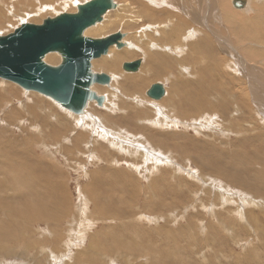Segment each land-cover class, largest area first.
<instances>
[{"label": "rangeland", "instance_id": "374dc122", "mask_svg": "<svg viewBox=\"0 0 264 264\" xmlns=\"http://www.w3.org/2000/svg\"><path fill=\"white\" fill-rule=\"evenodd\" d=\"M67 1L1 0V14L5 13V18L12 16L14 23L11 19V23L2 20L0 36L13 32L23 21L41 24L44 19L60 13H75V1L69 4ZM48 2L50 9L46 10L43 6L44 10L37 9L40 4ZM114 2L119 7L106 13L102 27L84 33L87 37L98 39L120 32L126 34L125 43L131 46L113 49L114 53L128 51L131 58L119 61L118 72L111 74L114 76L110 87H94L99 90L94 92L103 94L106 102L112 101L108 94H115L111 104L114 111L104 107L106 102L103 107L90 102L86 113L78 116L82 117L78 127L74 124L75 120L67 119L61 111L64 109L48 97L26 92L18 85L0 79V173L8 174L10 179L13 175L16 178L18 171L23 172L26 177L23 190L28 194L33 193L35 188L28 181L32 177L42 183L36 184L40 190L43 184L51 182L55 191V183H61L62 197L55 194L51 206L55 209L63 207L60 211L65 214L60 221L64 239L59 241L57 249L51 247L56 234L55 226L33 220L32 225L26 227L24 219L18 220L15 228L19 231L13 232L16 243L8 245V251L0 250V264H170V258L160 248L165 244L166 249L179 251V254L174 252L178 254L174 264H264V103L256 102L251 93L252 90L263 102L264 0H248L249 13L239 12L232 6L231 0H211L212 11L203 6V0ZM225 10L228 11L224 13ZM29 12L28 17L23 16ZM220 15L231 20L236 17L239 20H234L239 23L245 19L259 20L254 27L236 31ZM208 16L211 17L209 22ZM178 20L181 21L180 26L177 25ZM148 25L154 26L153 30H157L159 25L166 27L159 35L151 32ZM204 26L217 35L218 40L222 37L232 44V50L217 43ZM193 29L198 34L196 41L190 45L198 49L200 57L193 59L188 51L184 52L179 65L176 60L162 61L163 55L170 58L167 53H148L146 50L144 35L149 42L181 49L184 42L181 40ZM249 46H254V49ZM248 51L253 54L258 52V56L250 60L251 57H246ZM107 56H110L109 53L92 61L93 73H110L100 69L106 64ZM138 59L142 60V64L150 62V73L158 77L146 82L142 90L146 92L151 85L160 83L166 87L171 103H176L178 117H168V121L164 119L169 126H163L164 122L161 126L152 124L156 121L152 119L155 118L152 111L156 108L147 104L142 105L146 109L143 113L146 117L140 119L136 112L142 111V106L135 107L133 100L126 96L129 93L124 95L125 90L131 92L133 88L125 84L121 73L133 78L138 74L125 73L121 66L124 62ZM240 60L245 61L244 67L239 64ZM60 61L57 54L45 60L51 66L59 65ZM248 64L252 65L253 71L252 68L247 71ZM182 68H187L189 76ZM244 72L251 74L252 78ZM181 80L185 82L183 85ZM7 85H10L9 88ZM138 95L144 99L141 89ZM185 95H189L191 102ZM116 96L121 100L118 101ZM179 96L182 97L181 102L175 100ZM171 103L170 106H173ZM158 106L165 110L166 104L161 102ZM96 130L100 137L95 135ZM111 133H120L121 136L117 138L114 135L112 138ZM118 140L124 142L119 150L113 145ZM137 147L140 148L128 154L129 149ZM210 147L221 152L223 157L203 151ZM25 152L30 159L37 161L36 167H30L28 160L20 156ZM166 160L173 163L164 162ZM10 171L14 174L10 175ZM222 197H229L225 198L228 203ZM5 198L9 200L10 197ZM19 199L24 204L25 200H31L27 195H20ZM243 200L248 202L247 205L242 203ZM84 208L86 211L83 213ZM102 208H107L112 218L101 216ZM122 211H127L128 215L124 216ZM39 213L40 219L43 218L44 214ZM90 234L97 236V240L103 239L101 244L105 245L110 243L111 237L119 247L115 250L110 248L114 250L113 254H104L101 262L95 263L84 255L90 246ZM127 234L133 236L134 242L123 241V236ZM173 237H176L175 240ZM135 240H139L137 244ZM211 246L217 247L211 249ZM155 251L157 254H154ZM77 253H80L78 261Z\"/></svg>", "mask_w": 264, "mask_h": 264}, {"label": "water", "instance_id": "95a60500", "mask_svg": "<svg viewBox=\"0 0 264 264\" xmlns=\"http://www.w3.org/2000/svg\"><path fill=\"white\" fill-rule=\"evenodd\" d=\"M247 0H234L241 8ZM113 0H90L79 4L76 13H60L46 18L41 24L24 23L13 32L0 36V79L18 85L26 92H36L50 98L73 115H83L88 103L103 107L104 95H97L92 87H110L112 77L93 73L91 61L108 54L115 46H126L120 32L103 38L84 35L87 29L100 23L103 16L114 9ZM60 56V64L51 66L44 59L48 54ZM141 59L124 62V72H137ZM160 83L153 84L147 95L155 101L164 95Z\"/></svg>", "mask_w": 264, "mask_h": 264}, {"label": "bare ground", "instance_id": "6f19581e", "mask_svg": "<svg viewBox=\"0 0 264 264\" xmlns=\"http://www.w3.org/2000/svg\"><path fill=\"white\" fill-rule=\"evenodd\" d=\"M1 1V0H0ZM3 2L4 1H6V0H2ZM50 1H52V0H50ZM72 1H75V3L73 4L76 8H77V6L79 5V4H82V3H85V2H88V1H90V0H84L83 2H78V1H76V0H68L67 2H68V4H69V2H71L72 3ZM114 1V0H113ZM232 2V6L234 7V5H233V1L234 0H231ZM47 2V1H46ZM221 2H223V1H221ZM53 3H54V1H53ZM66 3V2H65ZM115 3V2H114ZM4 4H6V3H4ZM47 4H49V2L48 3H44V4H40V6L39 7H37V9L38 8H42V6H43V8L44 9H50V7L47 5ZM60 4V3H59ZM2 5V4H1ZM204 5H206L207 6V10L208 9H210V11H212L211 10V0H203V6ZM65 6H67L66 4H65ZM157 6V5H156ZM70 7V6H69ZM119 6L116 4V7L114 8V9H112V10H115V9H117ZM248 7H249V2H248V0H247V2L243 5V7H241V8H236V7H234L235 9H238V10H240L239 12H246V13H249V9H248ZM42 8V9H43ZM43 9V10H44ZM40 10V9H39ZM112 10H110V11H112ZM1 11H3V10H1L0 9V22L3 20H9L8 22L9 23H11L10 22V19L11 20H13V23H14V19L12 18V16L9 18H5V16H6V14L5 13H3V14H1ZM38 11V10H37ZM226 11H228V10H225L224 11V13L226 12ZM28 12V11H27ZM31 12V11H30ZM30 12L29 13H27V14H23V16L24 17H28V15L30 14ZM76 13V12H75ZM228 13V12H227ZM260 13V12H259ZM13 14V13H12ZM17 14V13H16ZM11 15V14H10ZM14 15V14H13ZM22 16V17H23ZM234 16V15H233ZM104 17H106V14L103 16V19H102V21L100 22V23H98V24H96L95 26H92V27H90L89 29H87L86 30V32H85V34H87V33H91V30H93L94 31V29H95V31L96 30H98L100 27H102V25L104 24L103 23V20H104ZM220 17L221 18H223V20L224 19H226V21H227V23L229 22V23H231L232 24V26L234 27V29L236 30V31H239V30H242V28H246V27H248V26H251V27H254V24H256L255 22H256V20H259L258 18H253V20L252 19H249V20H247V19H245V21L244 22H241V23H239L238 21H235L234 19L236 18L235 16V18L233 19L232 18V20L229 18V17H227V16H225V18L222 16V15H220ZM211 19V17L210 16H208V18H207V21L209 22V21H211L210 20ZM23 20V18H21V21ZM236 20H239V19H237L236 18ZM246 20H247V23L245 24V22H246ZM7 22V23H8ZM22 23H24V21L22 22ZM21 23V24H22ZM181 23V21H179L178 20V22H177V25H179ZM205 24L208 26V23H206L205 22ZM210 24V23H209ZM261 24V23H260ZM157 25V24H156ZM155 25V26H156ZM182 25V24H181ZM259 25V24H258ZM11 26H12V24H11ZM180 26V25H179ZM257 26V25H256ZM148 27H149V29H151V32L153 31V32H155V33H158L159 35H160V33L162 32L161 30L162 29H164L163 27H162V25H159L157 28V30H153L155 27L154 26H150V25H148ZM153 27V28H152ZM205 27V26H204ZM209 27V26H208ZM212 27V26H211ZM258 28V27H257ZM205 29L207 30L208 29V31H209V33L211 34V36L214 38V40L217 42V43H219V44H224L225 46H226V48L228 49H230V50H232V44L230 45V43L229 42H226L222 37H220L221 39L220 40H218L216 37H217V35H215V34H213V32H211V30L209 29V28H207V27H205ZM259 29V28H258ZM236 31H234L235 33H237ZM243 31V30H242ZM140 32V31H139ZM174 32V31H173ZM142 33H144V32H141V34ZM150 34V33H149ZM152 34V33H151ZM197 32L193 29V30H189L188 31V35H187V37L186 38H183V40H181V41H184L183 43H182V45H181V49L178 47V46H171V47H163L162 45H160V44H158V43H152V42H149L150 40H148V37L146 36V35H144V38H145V45H146V47H147V49L146 50H148V53L150 52V51H157V52H164V53H167V54H169V55H171L170 56V58H169V56H167V55H163L162 57H161V60L162 61H168L169 59H171V60H176V61H178L179 63V65H180V58L183 56V54H185V53H187V51L189 52V54H190V57L191 58H193L194 59V57H200V55H198V49L196 48V47H193V46H191L190 45V43L191 42H193V41H196V37H197ZM259 35V34H258ZM123 36H125L126 37V34H123ZM140 36V35H139ZM143 36V35H142ZM152 36V35H151ZM238 36L239 37H241V35H240V33L238 34ZM125 37L122 39V42H124L125 43V41H126V39H125ZM138 37V36H137ZM155 37V36H154ZM157 37V36H156ZM143 38V39H144ZM239 39V38H238ZM245 39V38H244ZM130 41V40H129ZM139 43H144V42H139ZM127 46H125V47H131L128 43H125ZM133 45V44H132ZM237 45V44H236ZM241 45V44H240ZM151 46H153V48H151ZM180 46V45H179ZM185 46H189V48H186L185 49ZM221 46V45H220ZM252 46V45H251ZM241 47V46H240ZM250 47V46H249ZM254 47V46H253ZM253 47H250L252 50L254 49ZM114 48H116L115 46H112L110 49H109V51H108V53H109V55L110 56H107V58H105V63L106 64H104V65H102L101 67H100V69H102L103 71H107L110 75L111 74H116V72H118V65H119V61L120 60H122V59H127V58H131V56H130V53L127 51V52H115L114 53V51H113V49ZM132 48H133V46H132ZM238 48V47H237ZM236 48V49H237ZM241 48H243V47H241ZM249 48V49H250ZM122 49V48H121ZM124 49H126V48H124ZM130 50V49H129ZM137 50V49H136ZM174 51V52H173ZM236 51V50H235ZM185 52V53H184ZM230 52V51H229ZM229 52H227V53H229ZM249 52V51H248ZM142 53V52H141ZM258 52H256L255 54H253V52H249V55L248 56H246V57H248V58H252V59H250V60H254L258 55H256ZM119 54V55H118ZM192 54H194L195 56H192ZM55 54L53 53V54H48L46 57H45V59H44V61L45 60H47V59H49L50 57H52V56H54ZM118 55V56H117ZM105 56V55H104ZM147 56V55H146ZM234 56V55H233ZM57 57V56H56ZM228 57V56H227ZM261 57V56H260ZM108 59V60H107ZM198 59V58H197ZM200 59V58H199ZM198 59V60H199ZM232 59V58H231ZM239 59V58H238ZM242 59V58H241ZM95 60V59H94ZM184 60V59H183ZM202 60H204V58H202ZM244 60V59H243ZM243 60H240L239 61V64L240 65H242L243 67H244V64H245V61H243ZM93 61V60H92ZM92 61H91V63H92ZM257 61V60H256ZM202 62V61H201ZM204 62V61H203ZM247 62V61H246ZM90 63V64H91ZM148 63H150V62H144L143 64L141 63V65H140V68H139V70L137 71V72H125V73H130V74H134V73H136V74H138V77H136V78H133L132 76H127L126 74H122L121 73V76H122V79L123 80H125V84L128 86L129 85V87H132L133 89L132 90H130L131 92H128V90H125V92H124V95H126V93L128 94V95H126V96H128V98L130 97V99L131 100H133L132 101V103L134 102V106L135 107H139L138 105H150V106H152V107H155L156 109L155 110H153L152 111V113L153 112H155V118H152V119H154V120H156L155 122H151L152 124L154 123L155 125H162V122H164V125L163 126H169V125H167L166 123V121H168V117H173V118H175L174 116H176V117H178L177 116V114H176V112H175V107H176V103H174V101H172V103H171V100L169 99V97H168V92H166V90L167 89H165L166 87H164V85H163V87H164V95L160 98V100H158V101H155L154 99H152L151 97H149L148 95H147V91L150 89V87L152 86H150L149 87V89H147V91L145 92L144 90H142V88H144V86H146V82H149L150 80H156V79H158V77H155L154 76V74H151L150 73V66L148 65ZM226 63V62H225ZM247 63H249V62H247ZM251 63V62H250ZM235 64V63H234ZM233 64V65H234ZM236 65V64H235ZM234 65V66H235ZM249 65V68H247V71H249L250 72V68H252L251 70L253 71L254 70V68L252 67V65L251 64H248ZM246 66V65H245ZM122 67V66H121ZM178 68H179V66H178ZM236 69L237 68H235V72H236ZM257 69V68H256ZM91 70H92V67H91ZM181 70H183L184 72H186V75H188V72H187V68H182ZM189 70V69H188ZM246 71V70H245ZM93 72V71H92ZM184 72H183V74H184ZM248 77H250V78H252V75L251 74H247L246 72H244ZM109 74H107V75H109ZM129 74V75H130ZM261 74V73H260ZM109 75V77H112V76H114V75H111L110 76ZM120 75V74H119ZM205 75V74H204ZM217 75V74H216ZM189 76V75H188ZM218 76V75H217ZM220 76V75H219ZM255 76V75H254ZM263 76V75H262ZM116 77V76H115ZM117 77H118V75H117ZM223 77V76H222ZM244 78V77H243ZM112 79H113V77H112ZM223 79H224V77H223ZM262 79H264V78H262ZM1 80H3V79H1ZM225 80V79H224ZM244 80V79H243ZM246 80V79H245ZM180 81V80H179ZM181 82H182V85L185 83L183 80H181ZM214 83V82H213ZM225 83V82H224ZM261 83V82H260ZM124 84V83H123ZM195 84V83H194ZM212 84V83H211ZM262 84H264V82L262 83ZM13 85V84H12ZM120 85V84H119ZM162 85V84H161ZM195 85H197V84H195ZM201 85V84H200ZM210 85V84H209ZM228 85V84H227ZM8 86H10V85H7V87ZM95 86H100V85H94L93 87H92V90L93 91H96L97 93L99 92V90L98 89H96V88H94ZM123 86H125V85H123ZM4 87H6V85L4 86ZM13 87V86H12ZM261 87H264L263 85H261ZM9 88V87H8ZM105 88V87H104ZM207 88V87H206ZM222 88V87H221ZM121 89V88H120ZM140 89H141V91L143 92V95H144V92H145V95H144V99L143 98H141L138 94L140 93ZM7 90V89H6ZM6 90H5V93H8V92H6ZM11 91V90H10ZM227 91V90H226ZM122 92V91H121ZM10 93H12V92H10ZM203 93V92H202ZM251 93L254 95L253 96V98H255V100H256V102H259V103H264V100H263V102H261L260 100H259V98H258V96H257V94H254L253 92H252V90H251ZM259 93V92H258ZM24 94V93H23ZM9 95V94H8ZM99 95H100V93H99ZM103 95V94H102ZM138 95V96H137ZM174 95V94H173ZM6 96V95H5ZM115 96V94L114 93H111V94H108V97L110 98L111 97V99H112V101H108L107 100V102H106V105L104 106V107H106L109 111H114V107L111 105L112 104V102H113V97ZM189 95H185L184 97L189 101V102H191L190 100H189V97H188ZM117 97V96H116ZM115 97V98H116ZM139 97V98H138ZM164 97V98H163ZM117 98H119L118 99V101L119 100H121L120 99V97H117ZM179 98V99H178ZM231 98V97H230ZM48 99H50V98H48ZM262 99H264V96H263V98ZM150 100H152V101H150ZM175 100H177V102H181V100H182V97L181 96H179V97H177ZM49 101V100H48ZM117 101V102H118ZM28 102H30V100L28 101ZM51 102V101H50ZM116 102V103H117ZM157 102V103H156ZM161 102H163V103H165L166 104V106L164 107L165 108V110L164 109H161L160 108V106H158V105H160V103ZM31 103V102H30ZM94 103V102H93ZM122 103V102H121ZM159 103V104H158ZM170 103L171 104H173V106L171 105L170 106ZM53 104V103H52ZM89 104V103H88ZM123 104V103H122ZM129 104V103H128ZM27 105H29V104H27ZM110 105V106H109ZM116 105V104H115ZM90 105H88L87 107H89ZM122 106V105H121ZM190 106V105H189ZM188 106V107H189ZM57 107H59V106H57ZM57 107H55V108H57ZM116 107V106H115ZM262 107L264 108V105H262ZM124 108V107H123ZM130 108V107H129ZM141 108V107H140ZM142 111H137L136 113L139 115V117H140V119H142V118H144V116L146 117V115H144L143 113H145L146 111V109H145V107L144 106H142ZM191 108H192V106H191ZM87 109V108H86ZM118 109V107L116 108V110ZM125 109V108H124ZM195 109H197V108H195ZM29 110H30V108H29ZM33 110H34V108H33ZM58 110H59V108H58ZM127 110V109H126ZM135 110H136V108H135ZM139 110V109H138ZM152 110V109H151ZM263 110V109H262ZM48 111L50 112V110L48 109ZM62 112H64L65 114L64 115H66V118L67 119H74L75 120V125L76 126H78L79 127V125H80V123L82 122L81 120H82V117H78L77 115H73L72 113H70V112H68V111H66V110H61ZM60 111V112H61ZM61 112V113H62ZM131 112L133 113V110H131ZM166 112V113H165ZM86 113V110H85V112H84V114ZM150 113V112H149ZM168 113H170L171 115L169 116V114ZM168 114V115H167ZM211 114H213V113H211ZM53 115V114H52ZM187 115V114H186ZM56 117H58L59 119L61 118L60 117V115H57ZM160 117L162 118V119H160ZM262 117V116H261ZM85 118V117H84ZM64 119V121H66L65 120V118H63ZM166 121H165V120ZM188 120V119H187ZM81 121V122H80ZM101 121V120H100ZM191 121H194V120H191ZM85 122V121H84ZM83 122V123H84ZM147 122V121H146ZM196 123V122H195ZM44 124V123H43ZM94 124H95V122H94ZM222 124V123H221ZM60 125V124H59ZM63 125V124H62ZM61 125V126H62ZM66 125V124H65ZM171 126L173 125V124H170ZM226 125V124H225ZM82 126H83V124H82ZM87 126V125H86ZM77 127V128H78ZM156 127V126H155ZM216 127V126H215ZM240 127V126H239ZM261 128V127H260ZM84 129H87V128H84ZM100 129V128H99ZM192 129H193V127H192ZM221 130V132H224V130L223 129H220ZM228 130V129H227ZM196 132V131H195ZM226 134H227V131L225 132ZM105 134V133H104ZM224 134V133H223ZM222 134V135H223ZM225 134V135H226ZM95 135H97V136H99L100 137V133H99V131L98 130H96V134ZM114 135H116V134H110V136H112V138H114ZM119 136H121L120 135V133L118 134ZM118 135H116L117 136V138H118ZM122 135H124L123 133H122ZM105 137V135L103 136V137H101V138H104ZM100 139V138H99ZM225 139V138H224ZM94 140H96V139H94ZM124 140H126V138H124ZM76 142V141H75ZM78 142V141H77ZM117 143V142H116ZM119 143V144H118ZM118 143L117 144H113V145H115V147L117 146L118 147V150L119 149H121L120 148V146H122V144H124V142H121L120 143V140H118ZM242 143V142H241ZM206 145H208V144H206ZM140 147H137L136 149L135 148H131V149H129L128 150V154L129 153H132V151H137V149H139ZM199 147H197V149H198ZM199 149H201V151H202V148H199ZM212 149V147H210V148H208V149H203V151H205L206 150V152H213V153H215V155L216 154H219L220 156H222L223 157V155H222V153L221 152H219V151H215V150H211ZM120 152H124V153H126V151H120ZM142 152V151H141ZM144 154L146 153V152H143ZM150 154V153H149ZM20 156H22V157H24V158H26L27 160H28V164H29V166L30 167H32V165H34V167H36V163H37V161H33L32 159H30L29 157H28V154L25 152V153H21L20 154ZM92 156V155H91ZM148 156V155H147ZM219 156V157H220ZM235 156V155H234ZM93 157V156H92ZM233 157V156H232ZM170 158V157H169ZM151 159V158H150ZM158 159V157L155 159V160H157ZM166 159V158H165ZM164 159V160H165ZM217 159V158H216ZM221 159V158H220ZM220 159H219V161H220ZM224 159V158H223ZM234 159V158H233ZM43 160V159H42ZM154 160V161H155ZM169 160V159H168ZM168 160H166V161H164V162H167V163H173V161L172 160H170V161H168ZM115 161V160H114ZM113 161V162H114ZM214 161H216V160H214ZM163 162V163H164ZM222 164V163H221ZM164 165H166L165 163H164ZM48 166H50V167H53V165L52 164H49ZM133 167H137L136 165L134 166L133 165ZM177 167H179V166H177ZM150 168V167H149ZM7 170L9 169V167H7L6 168ZM1 171V170H0ZM2 172V171H1ZM11 172V174L10 175H12V174H14V171H10ZM59 173V172H58ZM195 173V172H194ZM16 178H14V175L9 179L8 178V174L7 175H4V174H1L0 173V179H3V180H1V182H0V246H2L3 248L1 249L0 248V250H1V252H5V251H8V249H10L9 247H7L8 245H10V244H14V241H15V243H16V239H15V237L16 236H14L13 235V232L14 233H17V231H19L18 230V228H15L16 226L15 225H17V221L18 220H25V222H26V224L27 225H25L26 227L28 226V225H32L31 223H32V221L33 220H37V221H39V220H41V221H45L46 223H48L49 225L51 224V226H55L56 228H54V230H56V234H55V237L52 239L53 240V242H51L52 244H51V247H53V248H56L57 249V247H58V245H60V243L61 242H59V241H61L62 240V238H63V234L61 235V232H60V224L62 223V222H60L62 219L61 218H63L64 216H65V214L63 213V211L61 212L60 211V207L59 208H56L55 209V207L53 208L52 206H51V204H54V203H51V200L53 199L52 197L53 196H55V194H59V196L60 197H62V194H61V190L63 189V185L61 184V183H55V185H57L56 186V189H55V191H54V187L52 186V183L51 182H47V183H45V184H43L42 185V189L40 190L38 187H37V185L36 184H38L39 183V179L38 180H34L33 179V177L30 179V180H28L32 185H34V189H32V191H33V193H31V194H28V193H26V192H24V190H23V185H24V183H25V176L23 175V172H20V171H18L17 172V174H16V176H15ZM167 183V182H166ZM39 184H42L41 182L39 183ZM226 187V186H225ZM194 188V187H193ZM22 193V194H21ZM206 193V192H205ZM20 195H23V196H25V195H27V197L28 198H30L31 200L29 201V200H25L24 202H25V204L19 199V197H20ZM5 196H9L10 198H9V200H7V198H5ZM90 197L92 198V200H93V196L92 195H90ZM225 198L226 199H229V197H222V199L223 200H225ZM221 199V198H220ZM226 201V200H225ZM224 204H225V202L224 201H222ZM227 203H228V200L226 201ZM63 203V201H61L60 202V205ZM153 203V202H152ZM227 203H226V205H227ZM242 203L243 204H246L247 205V201H242ZM252 203V202H251ZM252 204H254V202L252 203ZM56 205V204H55ZM54 205V206H55ZM57 206H59V205H57ZM56 206V207H57ZM162 206V205H161ZM27 207H29L28 209H25V208H27ZM65 207V206H64ZM85 207V206H84ZM61 208H63V207H61ZM128 208V207H127ZM194 208V207H193ZM238 209V208H237ZM117 210H120V209H117ZM126 210V209H125ZM86 211V208H84V211H83V213ZM100 211H103V213H102V215L101 216H104V217H107V219L108 218H112V213L107 209V208H102ZM240 211V210H239ZM39 212H42L43 214H44V216H43V218H41L40 219V216L38 215V213ZM64 212L65 213H67V210H66V208L64 209ZM114 212V211H113ZM116 212V211H115ZM237 212V211H236ZM60 213H62V214H60ZM241 213V212H240ZM40 214V213H39ZM116 215L117 214H119V213H115ZM122 214L124 215V216H127L128 215V213H127V211H122ZM236 215V214H235ZM138 218H144L143 216H138ZM140 220V219H139ZM149 220V219H148ZM19 223H21V222H19ZM128 224V223H127ZM7 225H8V227L9 228H7ZM190 225V224H189ZM11 226H12V229H11ZM23 226V225H22ZM24 226V227H25ZM137 226V225H136ZM29 227V226H28ZM127 227V226H126ZM124 228H125V225H124ZM132 228V227H131ZM53 230V231H54ZM62 230V229H61ZM49 231V230H48ZM127 233V232H126ZM91 235V234H90ZM148 235H150L149 233H148ZM168 235H170L169 233H168ZM53 236V235H52ZM83 236V235H82ZM93 235H91V239H90V246L88 247V249L86 250V252L84 253V255L85 256H87V257H89L91 260H93L95 263H97V262H101V256L102 255H104V254H113V252H114V250L115 249H117V247H119V244L118 243H116V241L113 239V238H111L110 237V243L109 244H101L102 243V241H103V239H101V240H97L98 239V237L96 236V237H92ZM217 236H220V234H218ZM75 237V236H74ZM124 238H123V241H131V242H134V238H133V236H131V235H129V234H127L126 235V237H125V235L123 236ZM239 237V236H238ZM70 238V237H69ZM76 238V237H75ZM176 238V237H175ZM175 238L173 237V239L175 240ZM49 239V238H48ZM64 239V238H63ZM121 238H119L118 240H120ZM135 239H137V238H135ZM236 239V238H235ZM76 240H78V239H76ZM122 240V239H121ZM170 240V239H169ZM173 240V241H174ZM64 241V240H63ZM69 241H70V239H69ZM139 240H135V243L137 244V242H138ZM142 241V240H141ZM146 241V240H145ZM48 242V241H47ZM75 242V241H74ZM164 242V241H163ZM148 243V242H147ZM5 245V247H4V245ZM28 244V243H27ZM26 244V245H27ZM48 244H49V242H48ZM143 244V243H142ZM163 244H165V243H163ZM63 245V244H62ZM65 245V244H64ZM102 245H104L105 247H103ZM144 245V244H143ZM154 245V244H153ZM166 246H167V244H165ZM129 246H130V244H129ZM133 246V245H132ZM166 246H164V245H161L160 246V248H161V250H163V251H165V253L167 254V256L170 258V264H174V262L176 261L177 262V257H176V255H178L179 254V251L177 250V249H175V250H173V249H169V248H167V249H169V250H167L166 249ZM42 247V246H41ZM68 247V246H67ZM66 247V248H67ZM157 247V246H156ZM214 247H217V246H211V249H213ZM8 248V249H7ZM59 248V247H58ZM110 248H113V249H110ZM140 248V247H139ZM29 249H30V247H29ZM43 249V248H42ZM61 249V248H60ZM121 249V248H120ZM131 249V248H130ZM153 249V248H152ZM44 250V249H43ZM42 250V251H43ZM78 250V249H77ZM138 250V249H137ZM156 250V249H155ZM173 250V251H172ZM56 251V250H55ZM136 251V250H135ZM157 251V250H156ZM155 251V252H156ZM213 251H216V250H213ZM80 252V251H79ZM144 252V251H143ZM142 252V253H143ZM174 252H177L178 254H175ZM141 253V254H142ZM45 254V253H44ZM47 254V253H46ZM49 254V253H48ZM120 254V253H119ZM154 254H157V252L156 253H154ZM59 255V254H58ZM82 255V254H81ZM129 255V254H128ZM218 255V254H217ZM40 256V255H39ZM55 256H57V255H55ZM47 257V256H46ZM45 257V258H46ZM50 257V256H49ZM105 257V256H104ZM124 257V256H123ZM136 257V256H135ZM35 258V257H34ZM55 258V257H54ZM137 258H139V257H137ZM42 260H43V258H41ZM76 259H77V261L78 260H80V253H77L76 254ZM103 259V258H102ZM220 260V259H219ZM37 261V260H36ZM40 260H38V262H39ZM44 261V260H43ZM114 261V260H113ZM185 262V261H184ZM37 263V262H36ZM98 264V263H97ZM176 264H178V263H176ZM238 264V263H237Z\"/></svg>", "mask_w": 264, "mask_h": 264}]
</instances>
